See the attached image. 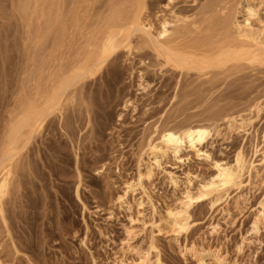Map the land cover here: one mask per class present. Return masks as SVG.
<instances>
[{"label": "rangeland", "instance_id": "obj_1", "mask_svg": "<svg viewBox=\"0 0 264 264\" xmlns=\"http://www.w3.org/2000/svg\"><path fill=\"white\" fill-rule=\"evenodd\" d=\"M248 3L264 20V0H0V157L13 112L82 72L108 37L120 47L11 161L0 264H199L193 245L211 253L208 264H264V217L253 229L264 211V45L234 25ZM236 50L249 55L228 57ZM190 123L212 130L200 154L151 153L165 127ZM239 152L237 181L196 202L176 233L170 212Z\"/></svg>", "mask_w": 264, "mask_h": 264}, {"label": "bare ground", "instance_id": "obj_2", "mask_svg": "<svg viewBox=\"0 0 264 264\" xmlns=\"http://www.w3.org/2000/svg\"><path fill=\"white\" fill-rule=\"evenodd\" d=\"M244 19L242 21L236 20L234 25L237 34L240 38L264 45V20L259 16V9L255 3H248L246 5ZM170 22L165 20L162 25V30L158 33L157 38L165 36L169 29ZM101 51L92 62L87 64L84 70L77 75L62 79L53 90L41 96V100L31 101V103L23 106L21 109L13 112L8 121V129L5 138L2 141L3 152L0 157V167H2V175L0 176V209L3 210V198L8 193L10 186V176L12 174L11 161L24 147L30 144L32 136L37 131L45 127L47 119L56 111L62 112L63 100L70 87L74 85L78 79L87 74H94L103 68V65L120 47L119 41L115 36L107 38ZM249 55L243 50H236L228 54L231 59L243 58ZM259 56L255 54L253 59H258ZM167 59L178 66H188L189 57L183 54H176L169 51ZM125 107L128 108L129 103L125 102ZM260 108V106H258ZM248 119L240 118L232 122V127L235 130L243 129ZM212 130L206 123L200 124H185L180 128L165 127L160 133L158 143L150 144L149 149L151 153L157 157L171 152L175 156L182 153L184 149L190 148L200 154L202 146L209 139ZM208 156L207 152H204ZM236 164H217L218 172L210 180L206 181L197 194L188 192L186 199L182 203L179 210L171 211V227L179 235L185 232L190 225V209L198 201L205 197H213L220 195L221 191L228 186L234 184L239 178V172L244 169L247 163L246 156L242 152L237 155ZM152 169L147 168L146 172L139 173V180L127 183V187L123 194L117 196L116 204L123 206L128 203V195L134 193L138 187L143 186L146 178L151 176ZM78 193V190H77ZM264 217V211H261L259 217L253 223V229L258 230L259 224ZM186 250L193 254L199 261V264H208L206 257L211 253L205 249H199L197 245L186 247Z\"/></svg>", "mask_w": 264, "mask_h": 264}]
</instances>
